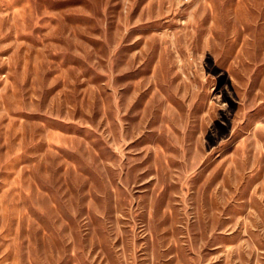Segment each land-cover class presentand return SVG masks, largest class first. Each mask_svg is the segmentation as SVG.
Returning a JSON list of instances; mask_svg holds the SVG:
<instances>
[{
	"label": "rangeland",
	"instance_id": "374dc122",
	"mask_svg": "<svg viewBox=\"0 0 264 264\" xmlns=\"http://www.w3.org/2000/svg\"><path fill=\"white\" fill-rule=\"evenodd\" d=\"M0 264H264V0H0Z\"/></svg>",
	"mask_w": 264,
	"mask_h": 264
}]
</instances>
